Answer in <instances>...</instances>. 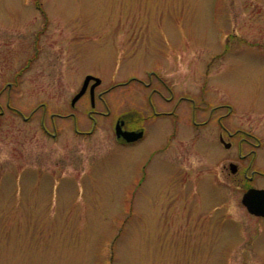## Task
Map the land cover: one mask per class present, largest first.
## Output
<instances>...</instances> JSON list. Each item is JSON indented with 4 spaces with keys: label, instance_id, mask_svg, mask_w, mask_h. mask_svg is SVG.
Segmentation results:
<instances>
[{
    "label": "rangeland",
    "instance_id": "rangeland-1",
    "mask_svg": "<svg viewBox=\"0 0 264 264\" xmlns=\"http://www.w3.org/2000/svg\"><path fill=\"white\" fill-rule=\"evenodd\" d=\"M0 112V264H264V0H0Z\"/></svg>",
    "mask_w": 264,
    "mask_h": 264
},
{
    "label": "water",
    "instance_id": "water-1",
    "mask_svg": "<svg viewBox=\"0 0 264 264\" xmlns=\"http://www.w3.org/2000/svg\"><path fill=\"white\" fill-rule=\"evenodd\" d=\"M93 79L94 84L91 86V90L100 83V80L92 76H86L80 91L72 99L73 105L78 98H80L86 90L88 82ZM93 105V104H92ZM123 121H118L115 125V135L118 138L124 139L126 142H134L141 138L142 132L124 131L122 129ZM222 140V139H221ZM225 147H229L228 143H224ZM229 169L231 173L235 172V165L230 164ZM242 205L246 208L247 212L251 215L264 218V190L249 188L247 189L241 198Z\"/></svg>",
    "mask_w": 264,
    "mask_h": 264
},
{
    "label": "flooded vegetation",
    "instance_id": "flooded-vegetation-1",
    "mask_svg": "<svg viewBox=\"0 0 264 264\" xmlns=\"http://www.w3.org/2000/svg\"><path fill=\"white\" fill-rule=\"evenodd\" d=\"M149 76H151V75H149ZM159 82L160 83H162L163 85H164V87L165 88H167L166 86H165V84L163 83V81L162 80H159ZM91 84H90V82H89V84H88V89L86 90V92H85V94L87 93L88 94V97H89V100H91V95L93 96V99H95V97L97 98V99H101L102 98V92H99V93H95V90L93 89L92 91L91 90H89V86H90ZM148 84H145V86H147ZM170 90V89H169ZM156 91V89H152L151 90V93L152 92H155ZM171 91V90H170ZM165 100H167V101H169V99H165ZM178 101H180L179 99L176 101V103H175V105H173V107H172V110L174 111L175 109H176V107H177V102ZM149 104H150V107H151V110L152 111H154V106H153V104H152V101H151V99L149 98ZM90 105H91V101H90ZM172 110H170V111H166V112H164V113H162L163 115H170V114H173L174 115V113H173V111ZM1 113V112H0ZM154 113H156V114H161V113H157L156 111H154ZM90 114V113H89ZM227 114V113H226ZM177 116V115H176ZM190 118H191V123H192V125H193V128H195V129H197L202 123H197L196 121H195V114H194V112L192 111V113H191V115H190ZM218 124H219V126H220V129H221V132L223 133V134H225L227 137H230V136H232V134L233 133H231L229 130H228V125H227V122L226 121H222L221 120V117L219 116L218 117ZM125 125V124H124ZM176 129V128H175ZM175 131V130H174ZM143 133H144V131H143ZM244 135H247L246 137H241L240 138V140H239V153H238V157L240 158V159H242V161H245L246 159V155L247 154H243L242 153V151H241V149L243 148V144L244 143H247V144H249L250 143V141H249V139H248V137H251V134H249V133H247V132H242ZM219 137H222L223 138V136H222V134L220 133L219 134V136H218V138ZM259 144H257L256 146H258ZM257 150H258V148H257ZM251 152V156L248 158V160H246V166H245V169H244V177L247 179V181H250L251 179H252V177L251 176H247V170L249 169V168H251L255 163H256V165H257V162L260 160V158L262 157V155L261 156H259V154H258V151H256V150H251L250 151ZM258 166V165H257ZM259 168V167H258ZM260 169V168H259ZM262 170V169H261ZM257 171H252V174L253 173H256ZM258 173V172H257ZM259 174L261 175V177H263L264 178V170H262V171H259ZM260 189H264V187H259Z\"/></svg>",
    "mask_w": 264,
    "mask_h": 264
}]
</instances>
